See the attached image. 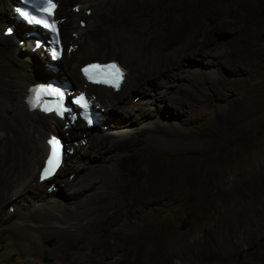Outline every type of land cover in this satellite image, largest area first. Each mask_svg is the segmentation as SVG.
I'll return each mask as SVG.
<instances>
[{"label": "bare ground", "instance_id": "bare-ground-1", "mask_svg": "<svg viewBox=\"0 0 264 264\" xmlns=\"http://www.w3.org/2000/svg\"><path fill=\"white\" fill-rule=\"evenodd\" d=\"M55 1L65 48L57 63L50 57V38L43 33L38 34L43 45L37 50L34 37L26 36L23 47L19 46V38L26 35L24 31L33 29L16 22L14 35L9 34L11 23H15L10 12H14L19 0H0V264H43L46 256L54 264H172L178 250L175 231L170 225L149 229L150 222L163 211L164 201L182 203L185 208L193 201L202 209L205 199L210 197L216 202L222 196L216 175L222 166L218 158L204 162L193 156L164 159L146 148L127 144L139 133L136 124H149L144 141L149 147L172 150L191 145L196 137L180 127L187 121L182 115L189 114L187 104L196 99L201 101L199 108L202 100L208 104L207 92L223 96L235 86L224 75L246 69L241 56L245 47L237 36L223 43L214 38L228 26L233 34L237 33L236 24L209 23L206 19L196 24L187 19L175 29L180 17L170 10L175 6L190 10L191 0ZM81 21L86 22L85 28ZM255 37L251 33L242 39L252 41ZM210 49L215 53L208 54ZM210 55L213 58L208 60ZM247 58L252 60L251 55ZM187 59L197 62L191 63L187 71L184 66L182 74L175 72L179 62ZM95 60H119L125 66L128 74L119 92L84 81L81 68ZM226 67L232 71L229 73ZM38 70L57 80L68 75V71L74 79L73 95L77 91L89 95L100 113L99 125L89 130V125L80 119L74 122L69 117L61 121L54 115L30 113L25 99L30 86L44 75ZM168 76L174 79L164 86L157 84L156 78ZM215 85H220V89ZM163 87L170 89L162 101L173 98L170 109L176 124L166 127L165 119L154 122L145 116L135 125L132 120L125 124V119L118 116L117 112L133 115L137 109L143 110V105L156 103ZM135 94L139 96L136 105L132 103ZM106 128H115V134H102ZM52 136L66 143L67 163L50 181L56 184V194H50L49 182L40 180L50 151L47 141ZM95 156L105 162L92 164ZM179 166L182 174L174 175L170 170ZM256 177L254 171L244 175L241 183H235L237 189L240 184L245 187L239 196L247 199L254 194ZM227 211L218 208L220 215ZM225 214L213 232L209 229L212 233L205 245L196 246L197 264H217L219 260L231 264V254L245 253L242 246L233 243L234 218ZM118 223L132 232L113 231L112 226ZM243 224H247L246 219ZM217 232L227 234L229 239L222 241ZM51 240L53 243L49 244ZM225 242H232L233 246L226 247Z\"/></svg>", "mask_w": 264, "mask_h": 264}, {"label": "rangeland", "instance_id": "rangeland-1", "mask_svg": "<svg viewBox=\"0 0 264 264\" xmlns=\"http://www.w3.org/2000/svg\"><path fill=\"white\" fill-rule=\"evenodd\" d=\"M191 4L192 7L190 8V10L192 11H190L188 8H184L183 6H175L172 11L170 10V12H172L175 16L180 17V22L178 21L177 24L174 25V28H178V26L181 25V22L187 19H192L196 24H198L202 19L208 20L209 23L215 22L217 24L221 22H234L236 24L238 32H241L242 35L239 36L238 32L233 34L231 32V26H228L225 27V29H223L222 31L217 32L214 35V38L218 43H223L229 42L234 38L237 39V36L238 40L243 42L245 47L243 52L241 53V56L245 60L244 65L246 69H243V72L241 73L233 72L232 74L224 75L226 79L235 82V86L234 89L228 91L227 93L225 92L223 96H219L218 94L214 95V93L212 92H207L209 93L208 104H204L205 101L202 100L203 105L199 108L198 105H200L201 101L198 99L187 104L189 114L188 116L182 114L183 118H185V120L187 121L180 127L181 129L183 128L184 130L188 131V133H191L196 137L189 147L177 148L172 150H160L151 146L149 147V145L145 144L146 142H144L145 135H147L148 131L150 130L149 124H136L137 121L141 122L143 116L147 117L149 121L154 120V122L159 120L160 118H163L165 119L163 123L166 127H170V124L172 123L176 124V117L172 115V112L174 111L170 109L172 106V103L170 102L173 98L171 97L170 99H166L165 102L162 101V96H164V94L167 95V92H169L170 90L168 87H163V91L160 93L161 95L159 94V99H156V103H150L148 100L149 103L143 105V110L142 108L141 110L137 109L133 112V115H130V113L129 115H123L122 113L117 112L119 117L125 119V124H129V121L131 122L132 120V124H136L135 127H137L139 130V133L135 136L134 140L130 142L128 141L130 144H127V146L131 145L134 148H146V150L153 153V155L160 156L164 159L193 156L204 162L214 160V158H218L220 161V165L222 166L220 171L216 174L218 182H220L218 184L219 188L222 190H220V192L222 193L221 198H219L220 200L218 199L215 202L210 197L205 199V205L203 209L198 206L199 204H194L193 201L188 202L189 208H185V205L182 203L164 201L161 205L163 211L154 215V219L150 222L151 225L149 224V229H156L161 225H170L172 227V230L175 231L178 248V250H176V258L173 261L174 263L172 264H197L195 256V249H197L196 246L205 245L204 243L208 241L209 236L215 230L216 225L219 222H222V215H224L225 213L220 215L218 213V208L219 211L228 210L226 214L229 215L230 213L231 218H234L235 220H232V224L236 228V233L232 232V236L234 237L233 243L236 246H242L244 250L243 252H245L243 254L245 256L241 255L240 253L231 254L230 256L232 258L230 259V263L264 264V154H261V151L264 148V0H191ZM90 13V11H87L88 15H90ZM10 15L15 17V9L14 12H10ZM82 28L85 27L82 26ZM24 32H26V30ZM251 33H254V35L256 36L255 39H253L252 41H249L246 38L245 41L242 39V37H248V35ZM13 35L14 34H12V36ZM28 38L29 37H27V39ZM47 38L49 39L48 36ZM19 39L21 40L19 46L22 48L24 42L27 41L26 36L20 37ZM38 43L40 42L38 41ZM214 53L215 51H212L211 49L208 52V54ZM21 54L23 55V57L25 56V52H22ZM249 55L252 56L251 61L247 58ZM212 58L213 56L210 55L208 60ZM193 61L195 63L197 62L194 59ZM94 62L101 61L95 60L91 61L90 63ZM194 62L189 59H187L186 61L182 60L181 62H179V67L177 68V70H175V72L182 74L180 71H182L183 67L185 66V70L187 71V69L190 68V64H194ZM252 64L253 66H251ZM198 65L202 66L201 63H199ZM226 68L229 73L230 71H232L230 70L231 68ZM38 72L42 74L44 73V75L42 76L43 78L54 80L47 73L39 70ZM67 74L68 75L65 76L67 80L71 82V84H74L73 77L68 71ZM173 79V76H168L166 78L158 77L156 78V81L157 84L158 82L163 83L164 86V84ZM181 82L182 84H184L182 80ZM220 85L215 86H217V89H220ZM207 93H205L204 96H206ZM135 96L136 97L132 100V103H135L134 105H136V103L138 102L139 97L137 96V94H135ZM137 117L139 119H137ZM90 129L92 128H89V130ZM115 130V128H106L105 132H103L102 134L113 136L115 134ZM83 137L86 138L84 135ZM108 141L109 138L107 139L106 143H109ZM113 142L117 141L114 140ZM105 156L106 155H104V157ZM260 157H262L263 159ZM93 161L94 162H92V164L96 163V166L105 162V160L100 159L98 156H95L93 158ZM88 163H90V161H88ZM253 163L255 164L254 166ZM139 166L143 167L144 165L141 164ZM244 167L246 168L245 170ZM182 170L183 168L181 169V167L179 166L178 168H172L170 171L174 175H177L182 174ZM251 170L252 172L255 171V175L257 176V183H255L256 192L254 191V194L247 198V200L239 196V193L242 192L245 187H240V184L237 189L235 186L236 184L241 183V178L244 175L251 174ZM73 178L74 176H72L71 180H73ZM227 189H229L231 192H229V190ZM57 192L58 190H56L54 193L56 194ZM234 194H237V196L235 197ZM221 199L224 200L221 201ZM250 200L251 202H249ZM220 201L222 204L220 203ZM243 202H245V207ZM224 205L227 208H225ZM242 206L244 209L242 208ZM249 208L251 209L249 210ZM245 219L247 220L246 225L243 224V220ZM238 221H240V224H238ZM250 226L251 229L249 228ZM112 229L113 231L117 229H123V231L125 230L129 233L132 232L126 230L121 223L112 226ZM209 229L212 230V232H210ZM125 231L124 233H126ZM216 235L220 237L222 241L229 239L227 234L223 235L221 232H217ZM249 236L251 237V239L254 237V239L245 242V239L248 240L250 238ZM51 243H53V240H51L49 244ZM233 243L225 242L223 245L226 247H232ZM214 244L216 245L217 242H215ZM42 263L54 264V260L51 257L46 256L42 259ZM217 264H222V261H217Z\"/></svg>", "mask_w": 264, "mask_h": 264}, {"label": "snow or ice", "instance_id": "snow-or-ice-1", "mask_svg": "<svg viewBox=\"0 0 264 264\" xmlns=\"http://www.w3.org/2000/svg\"><path fill=\"white\" fill-rule=\"evenodd\" d=\"M25 2L27 3L28 0H25ZM40 2H42L44 5L47 6L45 10L47 11L48 15H51L52 14V9L55 7V5L52 3V0H40ZM21 15H24V13H21ZM35 22L36 23H39V21H35ZM45 26L47 27V25H45ZM112 67H113V69L115 71L118 72V69H115V66H112ZM82 71H84V70H82ZM81 106L83 107V105H81ZM49 143L51 144L52 141H49ZM49 163L51 164L52 169H54L55 166H56V164L53 162V158L52 157H49ZM45 171H47V172L50 173L51 169L46 168Z\"/></svg>", "mask_w": 264, "mask_h": 264}, {"label": "water", "instance_id": "water-1", "mask_svg": "<svg viewBox=\"0 0 264 264\" xmlns=\"http://www.w3.org/2000/svg\"><path fill=\"white\" fill-rule=\"evenodd\" d=\"M15 24H16V21H15V23L12 22L10 26H14ZM36 31L40 32V33L43 32L41 29H37ZM26 35H30V30L29 29L26 30ZM34 42L37 43L38 41L34 40ZM50 85H51V82L47 78H44V79H41L40 81H36L30 87H36V88H39L40 90L45 91V90H47L50 87Z\"/></svg>", "mask_w": 264, "mask_h": 264}, {"label": "clouds", "instance_id": "clouds-1", "mask_svg": "<svg viewBox=\"0 0 264 264\" xmlns=\"http://www.w3.org/2000/svg\"><path fill=\"white\" fill-rule=\"evenodd\" d=\"M117 62H119V61H117ZM120 64H121V62H120ZM123 65V64H122ZM124 66V65H123ZM59 120V119H58ZM99 125V124H98ZM98 125H95V126H98ZM94 127V126H93ZM93 127H90L89 126V128H93ZM60 138V137H59ZM63 141V140H62ZM65 163H66V157H65ZM71 178V177H70Z\"/></svg>", "mask_w": 264, "mask_h": 264}, {"label": "trees", "instance_id": "trees-1", "mask_svg": "<svg viewBox=\"0 0 264 264\" xmlns=\"http://www.w3.org/2000/svg\"><path fill=\"white\" fill-rule=\"evenodd\" d=\"M42 79H44L43 77H42ZM60 140H62L61 138H59Z\"/></svg>", "mask_w": 264, "mask_h": 264}]
</instances>
